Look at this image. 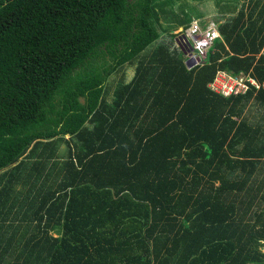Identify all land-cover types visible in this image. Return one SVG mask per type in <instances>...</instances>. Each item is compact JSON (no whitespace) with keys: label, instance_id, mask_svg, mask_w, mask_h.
Returning a JSON list of instances; mask_svg holds the SVG:
<instances>
[{"label":"trees","instance_id":"trees-1","mask_svg":"<svg viewBox=\"0 0 264 264\" xmlns=\"http://www.w3.org/2000/svg\"><path fill=\"white\" fill-rule=\"evenodd\" d=\"M178 1L0 0V264H264V0Z\"/></svg>","mask_w":264,"mask_h":264},{"label":"built area","instance_id":"built-area-1","mask_svg":"<svg viewBox=\"0 0 264 264\" xmlns=\"http://www.w3.org/2000/svg\"><path fill=\"white\" fill-rule=\"evenodd\" d=\"M198 23V30L195 32H191L190 29L193 27V23L191 26L184 32L183 29L179 31L181 34V37L186 42L185 45L189 46V59L192 61L193 66H198L200 64H203V61L207 58L209 52L211 51V48L213 47V44L216 40L220 39V32L215 27H209L208 29H205L202 27L199 21H196ZM218 32L219 35L211 40H208V42L200 49L197 48V43L202 40L208 39V33L210 32ZM220 75V74H219ZM218 75V77H219ZM228 79L234 78L232 76H228L224 74ZM217 77V81L214 85H212V88L217 90L219 93L224 94L226 96L229 95H238V94H245L247 91H249L251 86H254L257 90L260 88H264V84H260L257 80L254 78L248 77L247 75L243 77L241 81H237L236 83H226L223 84L219 83ZM238 79V78H236ZM217 84L219 86H217Z\"/></svg>","mask_w":264,"mask_h":264},{"label":"rangeland","instance_id":"rangeland-1","mask_svg":"<svg viewBox=\"0 0 264 264\" xmlns=\"http://www.w3.org/2000/svg\"><path fill=\"white\" fill-rule=\"evenodd\" d=\"M178 2L176 3V5L171 7L172 12L176 13L177 11H179L181 7L183 11L190 13L191 15H194L196 19H200L199 20L200 22L204 21V18H205L204 14L208 15V17L205 19L206 22H209L218 16L220 17V15L221 17L225 18V19H222L221 21H227L229 20V18L234 17L237 14L238 10L241 8L240 5L239 7H237V5L235 4V0H183L182 2L181 1L179 3ZM187 4L188 5L190 4L192 7L194 6L192 10H189L188 6H186ZM162 18L163 17H160L161 25L165 26L167 30L173 27H177L179 25V23L174 22L173 19H170V18H168L166 21L164 19L162 22ZM178 31L174 32V34H177L178 42H176V45L180 46V43H181V45L185 46L186 42L181 37V34L177 33ZM245 76L246 74H241L238 76H232L234 78L228 79L224 74H220L218 77V81L221 84H223L224 82L236 83L237 81H241L243 77ZM217 86L219 85L217 84Z\"/></svg>","mask_w":264,"mask_h":264},{"label":"clouds","instance_id":"clouds-1","mask_svg":"<svg viewBox=\"0 0 264 264\" xmlns=\"http://www.w3.org/2000/svg\"><path fill=\"white\" fill-rule=\"evenodd\" d=\"M197 30H198V23L196 21H193V27L190 29V31L191 32H195ZM177 33H179V31ZM218 35H219V33L218 32H215V31L208 33V39L207 40H202V41L198 42L197 43V48L198 49L202 48L208 42V40L214 39Z\"/></svg>","mask_w":264,"mask_h":264},{"label":"crops","instance_id":"crops-1","mask_svg":"<svg viewBox=\"0 0 264 264\" xmlns=\"http://www.w3.org/2000/svg\"><path fill=\"white\" fill-rule=\"evenodd\" d=\"M181 29H182V28H180L179 30H181ZM177 31H178V30H177ZM132 71H133V70H131V71H127V72H128V73H127V75H128V76H127L128 79H130V78L132 77V74H133Z\"/></svg>","mask_w":264,"mask_h":264},{"label":"water","instance_id":"water-1","mask_svg":"<svg viewBox=\"0 0 264 264\" xmlns=\"http://www.w3.org/2000/svg\"><path fill=\"white\" fill-rule=\"evenodd\" d=\"M188 67L190 68L192 66V61L187 62Z\"/></svg>","mask_w":264,"mask_h":264}]
</instances>
